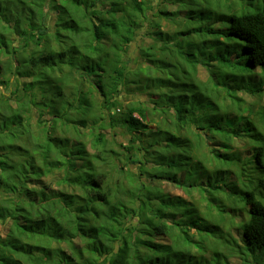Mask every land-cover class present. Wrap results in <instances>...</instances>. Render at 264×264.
<instances>
[{"label": "trees", "instance_id": "obj_1", "mask_svg": "<svg viewBox=\"0 0 264 264\" xmlns=\"http://www.w3.org/2000/svg\"><path fill=\"white\" fill-rule=\"evenodd\" d=\"M176 1L0 0V264H264V0L218 4L247 72L205 25L202 87L157 42Z\"/></svg>", "mask_w": 264, "mask_h": 264}, {"label": "rangeland", "instance_id": "obj_2", "mask_svg": "<svg viewBox=\"0 0 264 264\" xmlns=\"http://www.w3.org/2000/svg\"><path fill=\"white\" fill-rule=\"evenodd\" d=\"M197 5L194 4H188L189 0H180V3L174 2L175 4L168 5L166 9L170 12L167 18H161V29L162 35H157V42L159 45H167L169 49L173 51V60L171 61V70L176 67V73H172L173 81L177 80V84L184 82V77H188V75H193L196 77L195 82L200 84V87L204 86L206 84V78L209 75V72L205 68V65L201 63V61L206 62L208 59L207 56L210 55L211 49L213 50L217 47L214 45L216 41H210L209 43L203 41V34L207 32L204 27L205 25L211 26V31H209L211 37L214 35H219L221 39L224 41V44H221V49L223 50V53H225L226 58H230L231 62L229 61V64L231 66L225 65L222 69V72H229L232 74L231 77H236L237 75V84L240 81L241 74L244 72H247V67L245 66L248 63V58L245 60L239 59L240 54H235L233 52L234 43L232 41H229L227 37H225L219 29H217L218 23H217V16H218V4H221L223 7H225L227 10L225 13L227 14L226 17H228L229 13H240V12H253L256 9L254 7L246 10H240L241 7L236 8H229L226 7L228 0H194ZM230 1V0H229ZM181 5V6H180ZM183 5V6H182ZM201 9L199 12V15L197 17H201L204 14H212V19L205 24H201L202 20H198L196 17L197 10ZM192 12H191V11ZM201 14V15H200ZM224 18V17H223ZM227 18H225L226 20ZM212 32V33H211ZM137 37L134 42H132L131 47L129 48V52L131 54V57H135L138 53V47L139 46H145L147 43H149L151 40L149 37L145 36L143 34L142 30H139L137 32ZM241 40V39H240ZM243 43V40H241ZM212 46V48H211ZM238 52H240V48H237ZM245 51V50H244ZM245 55L247 56V53L245 52ZM205 59V60H204ZM239 59V60H238ZM198 60L199 63L196 66V69L192 67V64ZM217 62V61H216ZM206 64V63H205ZM173 66V67H172ZM182 70L185 72L183 74ZM183 74V75H180ZM186 74V76H185ZM181 77H183L181 79ZM231 77L227 78V82H231ZM244 77L248 80L250 78V74H245ZM223 78L226 79V75L223 76ZM176 82V81H175ZM208 83H212V80H210ZM214 83H212L211 87L214 88L213 90L216 92V89H221L222 86H224V83H219L218 85L214 86ZM177 90H180V88L175 87V97H177ZM198 95L202 96L203 100L200 102L203 103V110H205L206 115L208 116L209 111L213 113L214 115V122H222L223 120L220 119V117L217 115L216 110L214 108V105L209 102L207 103L209 98L202 92V90H197ZM230 94V92H229ZM235 94L239 97L241 95L240 91L236 90ZM223 98L226 96L225 93L222 94ZM221 95V96H222ZM234 94H231V99L236 98ZM244 96L249 101L252 100V96L250 94H245ZM241 97V96H240ZM126 99H135V96H125ZM139 98H143V96H139ZM214 99H216L214 97ZM212 99V100H214ZM230 99V100H231ZM264 100V98H263ZM219 105V111L220 112H226L228 114L230 120H224L226 124L228 125L232 119L236 120L239 118L240 114L234 112H227V106L225 105V102L222 101L221 103H218ZM214 108V109H213ZM232 114V115H231ZM246 115V113H245ZM243 115V116H245ZM32 121L35 122L36 116L33 113L32 114ZM244 119V118H243ZM246 121L245 120H242ZM233 124V123H232ZM231 125V124H230ZM112 137L117 142H124L126 143L128 140V135H125L122 133V131L118 129L111 130ZM215 152V153H214ZM212 152L213 157H215V154L219 151L216 150ZM245 152V151H244ZM212 158V157H211ZM214 161V159H213ZM150 186H157L161 188H170L171 186L169 183H158L154 182ZM196 216V215H195ZM0 230L2 231V226L0 224ZM233 258V259H232ZM231 261H234V256H229Z\"/></svg>", "mask_w": 264, "mask_h": 264}]
</instances>
